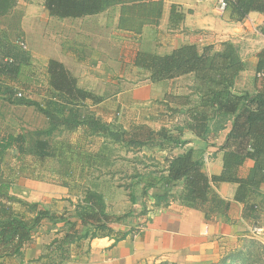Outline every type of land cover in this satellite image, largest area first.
Wrapping results in <instances>:
<instances>
[{"label": "trees", "instance_id": "trees-1", "mask_svg": "<svg viewBox=\"0 0 264 264\" xmlns=\"http://www.w3.org/2000/svg\"><path fill=\"white\" fill-rule=\"evenodd\" d=\"M12 1L0 0V16L10 12ZM107 2L45 0L44 6L51 18L64 20L98 15ZM226 2L225 15L232 23H242L252 13L264 14V0ZM258 31L264 36V25ZM21 49L7 40L0 43V98L10 105L35 108L46 117L47 125L0 137V264L24 258L26 249L34 243L35 232L45 221L64 225V230L33 264H68L86 241L105 237L120 241L134 236L153 213L176 203L203 211L207 220L226 216L231 201L222 198L214 184L238 185L234 201L245 205V219L257 220L254 197L264 185V49L257 55L253 91L237 89L246 64L233 42L203 48L185 45L163 55L138 51L134 66L144 71L152 83L189 75L195 78L191 94H167L165 102L159 101L166 108L161 113L164 121L186 114L185 123L170 127L165 122L158 129L145 123L127 128L97 116L89 103L100 104L104 96L81 88L78 79L55 59L47 61L45 79L35 81L44 88L43 100L23 94L19 88L32 78L28 74L30 56ZM225 130L228 133L220 148L223 170L220 175L209 176L205 171V149L189 144L194 139L208 144ZM78 131L76 142L57 140L63 132ZM187 134L192 137L186 138ZM96 139L101 140L98 148L93 143ZM123 150L137 154L134 158L116 156ZM115 157L125 162L124 182L119 187L128 192L132 205L123 215L110 211L104 189L89 184L96 173L97 179L103 178ZM248 160L254 161V166L246 177H240V169ZM129 171L131 174H127ZM21 178L61 182L70 195L79 189L81 195L76 194L74 211L59 215L40 203L16 196L12 190ZM121 224L130 229L115 228ZM218 264H264V245L252 238L245 248Z\"/></svg>", "mask_w": 264, "mask_h": 264}, {"label": "crops", "instance_id": "crops-1", "mask_svg": "<svg viewBox=\"0 0 264 264\" xmlns=\"http://www.w3.org/2000/svg\"><path fill=\"white\" fill-rule=\"evenodd\" d=\"M217 5V0H108L106 9L98 15L64 20L48 15L49 24L54 27L62 25L74 36L64 49V57L50 59L63 63L69 71L74 72L81 88L97 96V91L88 85L96 82L98 76L88 75L87 71H84L85 76L82 73L79 75L77 68H106L109 71L103 77L109 78L106 83L111 86L119 85L120 78L128 84L127 61L132 73H144L145 80L139 87L119 91L110 98L104 97L100 104L89 103L97 116L107 122H113V116L118 117L125 109L149 103V100H154L153 95L155 101L162 102H165V94L188 95L165 90L160 99L161 85L173 86L183 77L152 83L144 71L134 66L138 51L163 55L185 45L203 48L233 42L246 64V70L237 80V89L253 91L257 55L264 49V36L258 31L264 25V14L252 13L244 22L232 23L225 13L219 12ZM87 25H91L90 28L87 29ZM52 39L51 42L54 41ZM86 51L95 52V61L88 58ZM99 55L104 57L106 63L100 61ZM123 68L125 71L113 74L114 69ZM42 96L44 98L45 93ZM227 133L228 130H225L219 138L210 139L208 144L196 139L189 144L204 148V155L209 154V162L205 165L209 176L220 175L223 170L220 148ZM253 166L254 161L248 160L240 169V177H246ZM213 188L222 198L231 201V209L226 216L216 215L207 220L201 210L172 204L169 209L153 213L139 234L120 241L105 237L84 242L79 253L68 264L220 263L229 254L245 248L252 240L249 235L252 226H264V185L259 196L254 197L258 211L255 221L245 219V205L234 201L238 185L220 183L214 184ZM12 193L29 202L39 203L58 194L68 196L69 191L61 186L21 178ZM28 193L30 196L26 197ZM115 228L123 231L130 229L122 224L115 225ZM255 240L264 245V239Z\"/></svg>", "mask_w": 264, "mask_h": 264}, {"label": "rangeland", "instance_id": "rangeland-1", "mask_svg": "<svg viewBox=\"0 0 264 264\" xmlns=\"http://www.w3.org/2000/svg\"><path fill=\"white\" fill-rule=\"evenodd\" d=\"M44 2L45 0H13V8L10 12L6 15L0 16V43L5 40L15 44H18V42H24L27 48L23 49L24 51L22 49L21 50L30 56L31 70L29 69L30 71H28V74H30L32 80L26 81L25 86L20 87L19 90L23 94H29L33 99L40 101L43 100L42 94L45 92L43 91L44 88H41V85L37 84L35 81H42L45 79L48 59L51 57H64V49L67 44L71 42V38H74L73 34H70V31L66 30L64 26L56 25L57 27H54L52 24L48 23L49 14L45 9ZM90 26L91 25H87L86 28L88 29ZM84 27L85 26H83V28ZM51 37L54 38L52 39L54 40L52 42L50 41ZM49 47L51 48L48 50ZM86 54L91 61H95V52L86 51ZM112 55L116 54L112 53ZM99 58L102 63H106L104 57L99 55ZM126 64L127 66L125 69L127 76L130 78V80H128V84L125 83V79L120 78L118 82L119 85H108L106 81H108L109 78L104 79L103 77L104 73L109 71L106 68L95 70L93 68L85 69L82 67L83 69L77 68V72L79 75L82 73V75L85 76L84 71H87L88 75L98 76L97 81L90 83L88 86L94 88L99 96L110 98L119 91L139 87L145 80L144 73H140L138 71L132 73L131 69H128L130 68L128 61ZM121 65L124 66V63ZM125 69H114L113 74L116 75L125 71ZM194 82V76L189 75L178 80V83L175 82L173 86L161 85L160 93H162V95L159 98H163V94L166 92L165 90H167V92H177L179 94L189 95L192 93ZM164 96H166V94ZM153 99L154 100H149V103L147 104L142 103L140 106H133L132 109H125L121 111V114L118 117L113 116V122H118L127 128L132 125L142 123H145L155 129L160 128L165 123L161 113L162 110H166V108L163 104H161V102L155 101L156 99L154 95ZM187 117L188 116L186 114L178 115L172 119L173 121L168 119L167 125L171 127L184 124L185 118L187 119ZM46 125V117L39 113L35 108L10 105L0 98V137L7 133H18L20 131L26 132L35 129H42L46 127ZM79 137V131L63 132L59 135V137H57V140L76 142ZM190 137L192 136L189 134L186 135V138ZM93 143L95 148H98L101 144V140H93ZM136 154V152L127 154L123 150L122 152L116 153V156L126 155L130 158H134ZM113 160L115 163L111 169L106 172L103 178L101 180L97 179L98 173H96L91 177L89 184H94V186L97 185L98 189L99 186L104 189L110 211L116 215H123L127 213L132 206L129 201L128 192L119 187L121 186L120 184L124 182L122 178L125 176V173H122V169L125 167V162H123V160L116 159V157L113 158ZM127 174H131V171ZM43 183L66 188L61 185V182L54 183L44 181ZM76 194L81 195V191L77 189V193L74 191L72 195L69 193L68 196L58 194L57 197L47 198L46 201L39 203L42 205V208L49 209L56 214L62 215L67 213V211H74L75 205L78 202ZM25 196L28 197L30 195L28 193ZM63 226L64 225L54 226L48 221L43 222L41 227L35 232L34 243L31 247L26 249L24 258L16 257L9 259L6 260V264H33L31 262L36 259L35 256L38 255L40 257L45 252V247L50 244L60 231L64 230ZM28 250L29 252H27Z\"/></svg>", "mask_w": 264, "mask_h": 264}, {"label": "built area", "instance_id": "built-area-1", "mask_svg": "<svg viewBox=\"0 0 264 264\" xmlns=\"http://www.w3.org/2000/svg\"><path fill=\"white\" fill-rule=\"evenodd\" d=\"M218 2V5H217V8L219 10L220 13H225V10L227 8V2L226 0H217ZM23 49H26L27 46L24 42H19L18 43ZM259 77H262L263 74H259L258 75ZM22 94L19 93V96H21ZM209 154H206L205 157H204V160L206 163L209 162ZM144 228H140L139 229V233L143 230ZM250 232V236L251 238H254V239H264V226H252L249 230ZM139 233H136V234H139Z\"/></svg>", "mask_w": 264, "mask_h": 264}]
</instances>
